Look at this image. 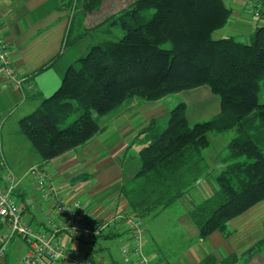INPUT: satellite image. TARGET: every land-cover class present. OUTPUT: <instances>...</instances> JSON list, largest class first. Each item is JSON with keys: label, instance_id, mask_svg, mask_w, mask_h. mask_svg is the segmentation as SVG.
I'll return each instance as SVG.
<instances>
[{"label": "trees", "instance_id": "1", "mask_svg": "<svg viewBox=\"0 0 264 264\" xmlns=\"http://www.w3.org/2000/svg\"><path fill=\"white\" fill-rule=\"evenodd\" d=\"M111 2L76 0L64 46L86 34L70 39L76 24L83 25L81 14L108 6L109 16L96 29L102 39L19 120L21 133L48 163L98 135L104 129L100 119L122 107L207 86L218 96L220 112L191 123L187 103L179 100L166 116L150 119L136 136L140 166L120 194L144 223L179 202L210 172L205 154L210 133L234 131L220 158L224 167L214 177L217 187L189 212L200 238L217 231L229 237L232 219L264 200V0L256 17L263 22L246 41L215 36L231 17L225 0H119L118 8ZM263 247L264 236L247 254ZM236 261L234 254L219 260L211 253L201 264Z\"/></svg>", "mask_w": 264, "mask_h": 264}, {"label": "crops", "instance_id": "2", "mask_svg": "<svg viewBox=\"0 0 264 264\" xmlns=\"http://www.w3.org/2000/svg\"><path fill=\"white\" fill-rule=\"evenodd\" d=\"M225 2L232 13L228 24L218 33L242 36L246 41L248 34L263 21H257L251 14L246 0ZM71 5L72 0H0V32L9 42L12 62L23 79L18 86L0 72V173L5 166L16 173L19 179L17 194L22 212L27 222L38 230L52 229L51 223L56 217V210L53 200L44 201L40 188L28 177L32 167L38 166L50 174L64 200L79 198L88 218L109 219L128 212L130 207L121 196L120 187L123 182L132 178L140 166L138 152L141 145L136 141V136L150 119L164 117L169 111L166 105L169 97L155 102L136 101L102 117L100 123L104 129L85 144L48 163L42 161L32 144L21 133L18 123L60 86L67 67L88 50L78 45L64 48ZM95 11L88 16H93ZM200 89L204 90V97L210 95L208 92L212 94L207 86L192 90L199 93ZM185 93L186 91L181 92L177 96L188 105ZM200 98L195 94L197 104L200 103ZM189 110L188 105V117ZM219 112L220 100L219 106L213 108L205 102L196 109L199 116L197 118H200L197 120L210 119ZM225 147L218 151L212 150L210 162L206 156L210 166L220 163ZM31 187L36 191L33 192ZM197 191L200 193L201 190L197 188ZM198 200L197 193L190 191L170 207H177L190 219L189 212ZM263 210L264 200L232 219L230 225L233 233L229 237L217 231L202 239L197 230V242L186 247L175 259L159 256L149 260L152 264H201L212 253L219 260L234 254L237 256L234 264H255L260 259L252 261L254 257L248 255L247 251L264 236L263 231L260 237V212L263 213V225ZM61 223L62 220L59 219L57 224ZM123 225V221L117 220L109 232L111 235L104 234L92 244L85 243L81 251L77 250V240L73 241L67 233H59L57 240L66 249L72 248L78 254H91L105 264H135L136 260L126 262L122 253V247L127 243L120 238ZM112 238L119 239L123 260L115 259L113 251L104 245L105 241ZM4 243L6 249L4 253H0V264H24L27 242L19 235H12L8 226L0 225V248ZM96 248L106 251L109 257L97 253L95 255ZM255 254L260 256V251Z\"/></svg>", "mask_w": 264, "mask_h": 264}, {"label": "built area", "instance_id": "3", "mask_svg": "<svg viewBox=\"0 0 264 264\" xmlns=\"http://www.w3.org/2000/svg\"><path fill=\"white\" fill-rule=\"evenodd\" d=\"M247 1L251 14L259 17L263 5L261 0ZM11 55L9 42L0 32V72L10 82L20 86L23 79L18 75ZM28 177L40 188L44 201L53 200L56 217L52 220L51 230L34 229L24 217L16 193L19 179L10 167H3L0 173V225L8 226L12 235H19L27 242L24 264H105L91 254H78L72 248L66 249L58 242L57 236L67 233L73 241L77 240V250L81 251L85 243L92 244L98 237L110 232L119 219L124 224L120 238L127 242L122 247L125 261L152 264L143 251L142 235L145 227L137 214L128 211L109 219L88 218L80 199L64 200L50 174L44 169L34 166L29 170ZM59 219L62 223L58 225ZM5 249L6 243L1 246L0 253H4Z\"/></svg>", "mask_w": 264, "mask_h": 264}, {"label": "rangeland", "instance_id": "4", "mask_svg": "<svg viewBox=\"0 0 264 264\" xmlns=\"http://www.w3.org/2000/svg\"><path fill=\"white\" fill-rule=\"evenodd\" d=\"M75 3L76 0H72V5L70 9L71 11L70 19L75 14ZM111 3L113 4V6L115 7L117 6L118 8L117 4L120 2L119 0H115L116 4L113 2ZM247 3L249 4L248 1ZM105 7L103 9L100 8L98 11H95V14L90 17L88 16V14L83 16L80 13L81 14L80 16L83 21V25L78 26L76 24L73 30H71L70 39L77 36L81 32H84L86 34H84L83 37H81L80 39L76 41L74 40L75 42H72V44L64 46L65 49H69L70 47H74L75 45L82 46V48L86 47L88 49L93 43L99 42V40L102 39L101 34L98 31H96V29L101 24L102 20L109 16L110 8L108 6L106 8ZM118 30H120V28L116 29V32ZM121 34L122 32L120 30V35ZM215 36L225 37L226 34L217 32ZM236 39L243 41L242 36L240 37L238 36L236 37ZM198 92L199 93H196V91L190 90V91H186L185 93L188 99V105L190 107L189 120L191 123H196L198 122L197 119H200L197 118L199 116L196 113V109L200 107L203 103L206 102L207 105H209L211 108L219 106L218 96L208 92V94L210 95L208 97H204L202 96L205 93L203 89H200V91ZM195 94L201 97L199 104L196 103ZM179 100L181 99L178 98L177 95H172L171 97L166 99V105L167 107H169V109L173 108L176 105L177 101ZM261 101H264V89L261 92ZM234 135H235L234 131H230L222 135H216L210 133L209 139L211 145L205 152L209 162L211 161L210 157H213L212 150L215 151H218L220 149L222 150L224 146H226V143L230 141V139ZM225 150H223V152ZM223 167H224L223 163H218L216 165L213 164L210 168V172L206 175V177L201 178L200 181L197 184H195L190 191L193 192V194L197 193V198L199 200L207 197L217 187L214 181V177L220 172V170ZM31 188H33V192L36 191L34 187ZM197 188L201 190L200 193H198ZM203 191L204 194L202 193ZM262 217H263V213L260 212V237L262 235V232L264 231L262 225ZM144 226L145 229L142 235V245H143L144 253L150 259H156V257L159 256L167 257L169 259H175V257L180 255L181 251H183L190 244L192 245L193 243L197 242L198 240L197 229L192 224V220L189 219L187 214H185L183 211H180L177 207L166 208L157 215L144 219ZM104 243L105 246H108L113 251V256L115 259L123 260L121 258V253H120L121 243L118 238H112L108 241H105ZM259 251H260V256H255L256 255L255 253L257 252L251 254V256L254 257L252 261L254 259L259 258L260 263H262L264 261V247ZM95 253L103 256H108L106 251H102L97 248L95 249L94 254Z\"/></svg>", "mask_w": 264, "mask_h": 264}]
</instances>
